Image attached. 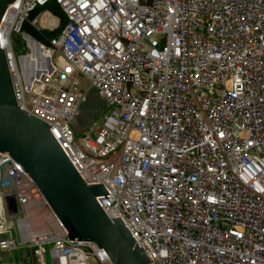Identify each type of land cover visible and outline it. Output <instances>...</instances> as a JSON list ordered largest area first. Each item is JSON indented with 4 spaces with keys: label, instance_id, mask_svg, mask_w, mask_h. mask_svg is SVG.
<instances>
[{
    "label": "built area",
    "instance_id": "obj_1",
    "mask_svg": "<svg viewBox=\"0 0 264 264\" xmlns=\"http://www.w3.org/2000/svg\"><path fill=\"white\" fill-rule=\"evenodd\" d=\"M51 1L65 26L48 45L24 36L17 57L12 34ZM0 47L17 106L47 124L86 184L104 186L97 204L146 264H264V0H16ZM83 81L109 111L78 135ZM15 251L19 262L0 264H111L68 239L0 153V253Z\"/></svg>",
    "mask_w": 264,
    "mask_h": 264
},
{
    "label": "water",
    "instance_id": "obj_2",
    "mask_svg": "<svg viewBox=\"0 0 264 264\" xmlns=\"http://www.w3.org/2000/svg\"><path fill=\"white\" fill-rule=\"evenodd\" d=\"M14 1L0 0V21ZM0 153L7 154L31 178L68 239L94 243L106 253L111 264L147 263L146 255L122 221L109 218L97 204L95 198L105 194L104 186L86 184L47 124L17 106L1 47Z\"/></svg>",
    "mask_w": 264,
    "mask_h": 264
},
{
    "label": "rangeland",
    "instance_id": "obj_3",
    "mask_svg": "<svg viewBox=\"0 0 264 264\" xmlns=\"http://www.w3.org/2000/svg\"><path fill=\"white\" fill-rule=\"evenodd\" d=\"M40 25L45 26L44 22L47 19H52L55 21L56 25H58V18L51 15L48 12H44L40 15ZM55 27H49L47 29L55 28ZM36 28V27H35ZM14 39V38H13ZM17 41L14 44V51L17 57L26 55L30 50L27 48L26 41L24 39V34L21 33L19 36H17ZM34 54L37 56L39 55V51L36 49L34 50ZM82 86L87 90V82L83 81ZM109 111V107L105 106V104L102 102L101 99H99L93 90H87V98L85 102L83 103L81 110L78 114V116L75 118L73 122V129L78 135H82L85 133L89 125L91 123L96 122V124L101 123L102 116ZM6 218H8L6 216ZM19 253V254H18ZM22 252L15 251V252H5L0 253V259L4 262H12L17 255H21ZM46 264H50L49 256H46Z\"/></svg>",
    "mask_w": 264,
    "mask_h": 264
},
{
    "label": "trees",
    "instance_id": "obj_4",
    "mask_svg": "<svg viewBox=\"0 0 264 264\" xmlns=\"http://www.w3.org/2000/svg\"><path fill=\"white\" fill-rule=\"evenodd\" d=\"M44 12H48L51 15L55 16L56 18H58L59 22H58V25L55 28H53V29H39L38 30L34 26H32L30 24L31 20H33L38 15H40V14H42ZM65 24H66V16L63 13V11L60 9V7L54 1L45 3V4L40 5V6H36L34 9H32L28 13V18L21 25L19 32L12 34L13 46H14V44H16L15 42L17 41V39H16L17 36H19V34H21V33L29 35L34 40H36V41H38V42H40V43H42L44 45H48L49 44V40L51 38L57 36L60 33L61 29L65 26ZM21 255L15 256V258H14L15 261L19 262L20 259H21V257H20Z\"/></svg>",
    "mask_w": 264,
    "mask_h": 264
}]
</instances>
